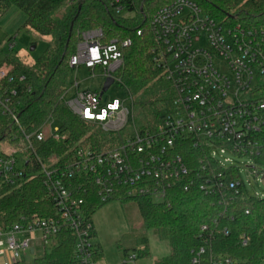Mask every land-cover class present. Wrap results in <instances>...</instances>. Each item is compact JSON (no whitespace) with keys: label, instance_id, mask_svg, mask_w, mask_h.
<instances>
[{"label":"built area","instance_id":"1","mask_svg":"<svg viewBox=\"0 0 264 264\" xmlns=\"http://www.w3.org/2000/svg\"><path fill=\"white\" fill-rule=\"evenodd\" d=\"M99 1L117 17L147 15L144 21L155 43L153 66L173 92L170 109L152 129H139L134 124L133 98L125 88L124 100L103 102V94L79 90L75 79L73 92L68 95L66 89L59 100L77 119L119 141L100 150L78 146L63 167L49 166L35 156L42 187L57 216L0 232L5 237L2 264L22 262V254L30 249L29 240L19 239V234L38 231L42 245L47 246L62 229L74 237L77 264H95L94 228L85 213L84 197L95 196L101 204L145 197L161 202L168 190L178 187L184 192L197 189L225 207L239 190H245L238 167L227 154L253 161L246 168L264 184V167L256 162L264 150V27H249L232 18L218 21L193 0H171L159 7L150 0ZM235 9L227 7L225 12ZM8 40L7 49L12 51L14 38ZM130 44V39L107 40L100 28L85 30L68 65L74 70L83 66L91 76L99 69L104 81L112 78V84L122 85L115 73L123 64L122 49ZM12 69L9 64L0 65V117L18 125L11 107L17 92L1 89L3 82L12 81ZM23 80L20 76L19 81ZM51 121L32 134L22 133L28 149L32 150L34 139L42 143L59 139L58 127L51 128ZM127 127L131 132L122 135ZM186 143L197 152L191 164L181 154ZM19 157L17 149L3 151L0 182L12 183L23 176L27 162ZM18 161L23 163L21 168L16 167ZM253 198L264 201V196ZM214 224L218 227L216 220ZM201 231L208 232V227L202 226ZM218 233L228 236L229 229L223 227ZM212 236L209 233L207 243ZM247 241L244 235L239 239L242 247ZM207 243L192 252L190 264H230ZM128 258L134 261L135 255Z\"/></svg>","mask_w":264,"mask_h":264},{"label":"trees","instance_id":"2","mask_svg":"<svg viewBox=\"0 0 264 264\" xmlns=\"http://www.w3.org/2000/svg\"><path fill=\"white\" fill-rule=\"evenodd\" d=\"M150 1L159 7L171 0ZM193 1L218 21L232 18L249 27H264V0H247L243 3L228 0ZM227 7L236 8L235 12L226 13ZM11 8L24 15L22 28L47 38L48 42L42 55L34 62L26 63L11 55L0 62V65L6 63L13 67L12 81L3 82L1 89L17 92V96L11 100V107L18 121V125H15L9 117H4L5 122L0 124V145L5 143L17 149L20 155L18 160L27 162L23 165L22 177L12 183L0 182L1 233L14 225L27 227L34 219L57 216L42 187L35 156L49 166L63 167L72 160L78 146L100 150L119 141L117 136H107L77 119L59 100L68 86L72 70L68 61L75 52L81 32L100 28L107 40L130 39V46L122 49L123 64L115 77L133 98L139 129H152L157 125L169 111L173 99L169 83L164 81L161 71L153 66L151 51L155 43L144 21L147 16L144 13L117 17L99 0H0V17ZM139 30L141 35L137 36L136 31ZM20 76L24 77L23 81H19ZM47 120L58 123L59 139H49L44 143L34 139L32 150L28 149L22 133L32 134ZM184 147L181 154L191 164L197 152L188 143ZM2 154L0 152V156ZM256 162L264 167V150ZM84 200L89 219L104 205L95 196L84 197ZM133 201L139 210L143 233L136 236L129 233L124 239L133 242L131 251L135 260L148 256L145 232L151 231L159 240L166 241L170 249L168 256L156 260L154 264H190L192 252L207 243L209 233L213 236L207 245L215 255L229 259L230 264H264V201L248 196L243 189L225 207L217 206L211 197L197 189L184 192L178 187L168 190L161 202L146 197ZM230 217H233L232 222L229 221ZM214 220L218 227H215ZM204 225L208 227V232L201 231ZM223 227L229 229L228 236L218 233ZM242 235L248 238L245 247L239 242ZM73 249V235L69 230L62 229L49 245L44 246L42 257L34 259L32 264H77ZM94 251L96 262L101 257L97 243H94ZM126 252L125 257L128 255ZM17 264L26 263L22 261Z\"/></svg>","mask_w":264,"mask_h":264},{"label":"rangeland","instance_id":"3","mask_svg":"<svg viewBox=\"0 0 264 264\" xmlns=\"http://www.w3.org/2000/svg\"><path fill=\"white\" fill-rule=\"evenodd\" d=\"M127 17H132V15H127ZM23 22L24 15L16 8L9 9L0 17V62L5 56L10 55L19 57L26 63L28 61L34 62L46 49L48 39L35 34L27 28H22ZM9 38H14L15 46L12 51H8L7 49ZM75 79L79 83V90H89L98 94L104 81L99 69H96L94 76H91L90 71L83 66L78 70L72 69L68 78V95L73 92L71 85ZM125 94L124 87L115 82L103 93L102 100L103 102L112 99L124 100ZM127 105L129 104L127 103ZM136 121L137 118H135L134 113V124L137 127ZM4 122V117H0V124ZM50 125L51 128L58 127L56 121H51ZM130 132L131 128L127 127L122 135L129 134ZM7 148V144H1L0 152L7 150ZM225 157H230L236 163L240 179L248 196L253 197L255 194L259 197L264 196V184L260 182V179L256 180L252 177L251 169L246 168L247 166H252L253 161L235 159L228 154ZM218 160L222 159L219 158ZM22 165L23 163L18 161L16 167L21 168ZM90 220L95 232L94 243H97L101 249V257L95 264H121L123 262L127 264H154L156 260L166 257L170 253L169 245L166 241L159 240L151 231H147L145 233L149 248L148 256L136 259L135 261H131L128 258L132 254L131 247L133 242L124 239L125 236L129 233L135 234V236L143 233L139 210L136 202L133 200H114L104 204L91 215ZM126 250L127 257L124 256V251ZM43 253L44 246L41 244L36 249L34 255L23 253V262L32 264L33 260L42 257Z\"/></svg>","mask_w":264,"mask_h":264},{"label":"crops","instance_id":"4","mask_svg":"<svg viewBox=\"0 0 264 264\" xmlns=\"http://www.w3.org/2000/svg\"><path fill=\"white\" fill-rule=\"evenodd\" d=\"M19 239H27L30 242V249L27 251L29 255H34L36 249L39 247V245L42 244L40 238L41 234L40 232L36 231L34 233H21L18 235ZM5 245V237L3 234H0V250L4 248ZM26 253V254H27ZM3 257L0 254V264H2ZM23 261V258H22Z\"/></svg>","mask_w":264,"mask_h":264},{"label":"water","instance_id":"5","mask_svg":"<svg viewBox=\"0 0 264 264\" xmlns=\"http://www.w3.org/2000/svg\"><path fill=\"white\" fill-rule=\"evenodd\" d=\"M31 50H33V48H31ZM113 83V79L112 78H107L105 81H104V83H103V85H102V88H101V91H100V96L103 94V93H105L108 89H109V87L111 86V84Z\"/></svg>","mask_w":264,"mask_h":264}]
</instances>
